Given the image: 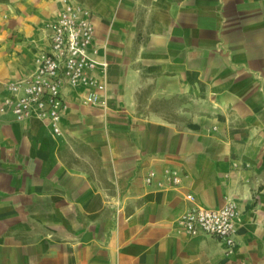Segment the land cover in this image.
<instances>
[{"label": "crops", "instance_id": "obj_1", "mask_svg": "<svg viewBox=\"0 0 264 264\" xmlns=\"http://www.w3.org/2000/svg\"><path fill=\"white\" fill-rule=\"evenodd\" d=\"M74 1L108 63L107 106L67 91L57 134L0 111V264H264V0ZM60 7L0 0V104ZM187 191L236 202L232 252L177 226Z\"/></svg>", "mask_w": 264, "mask_h": 264}, {"label": "built area", "instance_id": "obj_2", "mask_svg": "<svg viewBox=\"0 0 264 264\" xmlns=\"http://www.w3.org/2000/svg\"><path fill=\"white\" fill-rule=\"evenodd\" d=\"M61 7L54 18L46 22L49 46L39 58L35 70L26 77L7 84L0 111H10L16 119L39 118L60 132V120L67 105V91L82 94L83 104L107 106V60L101 56L95 40L94 24L88 8L74 0H60ZM156 172L145 177L152 182ZM163 177L173 185L181 183L177 169L166 168ZM190 205L177 216V226L190 235L209 234L217 237L232 252L236 245V225L239 208L228 200L219 207L198 204L187 191Z\"/></svg>", "mask_w": 264, "mask_h": 264}, {"label": "rangeland", "instance_id": "obj_3", "mask_svg": "<svg viewBox=\"0 0 264 264\" xmlns=\"http://www.w3.org/2000/svg\"><path fill=\"white\" fill-rule=\"evenodd\" d=\"M175 169H177V170H178V172H181V170H180L179 168H175ZM163 171H164V170H163ZM163 171H162V172H163Z\"/></svg>", "mask_w": 264, "mask_h": 264}]
</instances>
